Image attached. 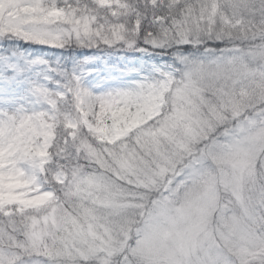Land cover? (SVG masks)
Listing matches in <instances>:
<instances>
[{
  "label": "snow or ice",
  "instance_id": "obj_1",
  "mask_svg": "<svg viewBox=\"0 0 264 264\" xmlns=\"http://www.w3.org/2000/svg\"><path fill=\"white\" fill-rule=\"evenodd\" d=\"M9 38L164 63L99 95L64 70L0 114V264H264V0H0Z\"/></svg>",
  "mask_w": 264,
  "mask_h": 264
},
{
  "label": "rangeland",
  "instance_id": "obj_2",
  "mask_svg": "<svg viewBox=\"0 0 264 264\" xmlns=\"http://www.w3.org/2000/svg\"><path fill=\"white\" fill-rule=\"evenodd\" d=\"M16 40L18 46H40L43 45L25 42L22 39L9 38ZM3 39H0V43ZM73 54L67 55L69 49L65 50L64 56H52V51L59 52L60 49L43 51L40 55L26 57L16 52H9L5 55L0 54V65L10 67H20L24 72L22 86L13 95L0 91V114L7 112H32L42 110L46 105L43 100L35 94L34 88L44 87L53 90L58 74L64 70H69L83 79V86L94 94L126 89L139 79L133 75L134 72H141L144 75H152L160 71V66L164 60L158 53L133 50L116 51L102 50L87 53L82 48H72ZM4 51V50H3ZM155 59H152V57ZM159 61V64L157 63ZM218 195L227 198L228 192L223 185L219 187ZM179 246L175 239H168L158 243L155 251H178ZM198 254V249H193V255Z\"/></svg>",
  "mask_w": 264,
  "mask_h": 264
},
{
  "label": "trees",
  "instance_id": "obj_3",
  "mask_svg": "<svg viewBox=\"0 0 264 264\" xmlns=\"http://www.w3.org/2000/svg\"><path fill=\"white\" fill-rule=\"evenodd\" d=\"M229 3L233 2V0H228ZM238 3H240L241 5L244 4H259V0H237ZM42 47L36 45V46H31V45H27V46H23L21 43L18 46V43L16 42V40L14 39H3L0 43V54L5 55L6 53L9 52H16V54L22 55V56H26L28 58L30 57H34L37 55H40L42 52L37 51V49H40ZM76 49V48H74ZM4 50V51H3ZM102 50H116V51H128L131 52L135 49H128L127 47H123V46H115L113 48H105L103 46L99 47V48H92V49H88V48H82V51H85L87 53H91V52H98V51H102ZM73 54V49L69 48V52L67 53V55H72Z\"/></svg>",
  "mask_w": 264,
  "mask_h": 264
}]
</instances>
